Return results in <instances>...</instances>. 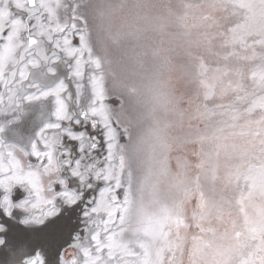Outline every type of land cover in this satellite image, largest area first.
I'll use <instances>...</instances> for the list:
<instances>
[{
  "label": "clouds",
  "instance_id": "obj_1",
  "mask_svg": "<svg viewBox=\"0 0 264 264\" xmlns=\"http://www.w3.org/2000/svg\"><path fill=\"white\" fill-rule=\"evenodd\" d=\"M0 12V264H264V0Z\"/></svg>",
  "mask_w": 264,
  "mask_h": 264
},
{
  "label": "snow or ice",
  "instance_id": "obj_2",
  "mask_svg": "<svg viewBox=\"0 0 264 264\" xmlns=\"http://www.w3.org/2000/svg\"><path fill=\"white\" fill-rule=\"evenodd\" d=\"M8 13L6 12H0V17H7ZM30 264H33V262H30Z\"/></svg>",
  "mask_w": 264,
  "mask_h": 264
},
{
  "label": "bare ground",
  "instance_id": "obj_3",
  "mask_svg": "<svg viewBox=\"0 0 264 264\" xmlns=\"http://www.w3.org/2000/svg\"><path fill=\"white\" fill-rule=\"evenodd\" d=\"M58 255V253H56ZM51 258V257H50Z\"/></svg>",
  "mask_w": 264,
  "mask_h": 264
}]
</instances>
